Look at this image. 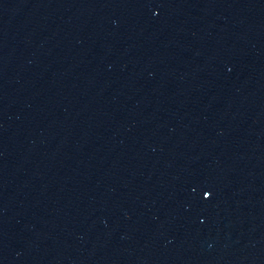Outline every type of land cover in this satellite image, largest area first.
<instances>
[{"label": "water", "instance_id": "95a60500", "mask_svg": "<svg viewBox=\"0 0 264 264\" xmlns=\"http://www.w3.org/2000/svg\"><path fill=\"white\" fill-rule=\"evenodd\" d=\"M0 264H264V0H0Z\"/></svg>", "mask_w": 264, "mask_h": 264}]
</instances>
